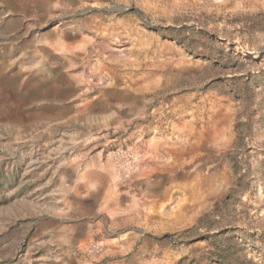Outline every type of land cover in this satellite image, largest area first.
<instances>
[{
  "label": "rangeland",
  "instance_id": "1",
  "mask_svg": "<svg viewBox=\"0 0 264 264\" xmlns=\"http://www.w3.org/2000/svg\"><path fill=\"white\" fill-rule=\"evenodd\" d=\"M0 264H264V0H0Z\"/></svg>",
  "mask_w": 264,
  "mask_h": 264
},
{
  "label": "trees",
  "instance_id": "2",
  "mask_svg": "<svg viewBox=\"0 0 264 264\" xmlns=\"http://www.w3.org/2000/svg\"><path fill=\"white\" fill-rule=\"evenodd\" d=\"M164 30V35L169 36L172 40L176 41L180 45H185L188 48L192 47V44L195 40V30L194 26H191L190 29L187 28V26H168L165 28H162ZM193 29V30H192ZM163 32V31H162ZM211 39H214V36H210Z\"/></svg>",
  "mask_w": 264,
  "mask_h": 264
},
{
  "label": "water",
  "instance_id": "3",
  "mask_svg": "<svg viewBox=\"0 0 264 264\" xmlns=\"http://www.w3.org/2000/svg\"><path fill=\"white\" fill-rule=\"evenodd\" d=\"M95 8H96V7H91L90 9H95ZM90 9H89V10H90ZM96 9H97V8H96ZM106 10H107V11H109L110 9H106ZM68 106H69V105H68ZM70 108L72 109V108H73V106H72V105H70V106H69V109H70Z\"/></svg>",
  "mask_w": 264,
  "mask_h": 264
}]
</instances>
